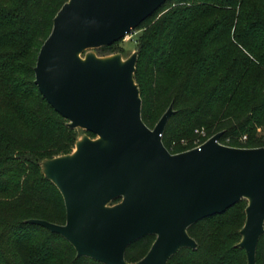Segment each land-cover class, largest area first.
Listing matches in <instances>:
<instances>
[{
  "label": "trees",
  "instance_id": "obj_1",
  "mask_svg": "<svg viewBox=\"0 0 264 264\" xmlns=\"http://www.w3.org/2000/svg\"><path fill=\"white\" fill-rule=\"evenodd\" d=\"M67 0H0V264H104L77 256L60 234L29 223H64L63 197L40 167L44 158L71 152L75 128L57 113L34 82V66L53 18ZM134 79L141 117L152 128L172 104L162 132L172 142L203 128L201 141L264 147V0H166L143 20ZM117 41L97 49L110 54ZM89 135H94L86 131ZM118 201L116 199L113 202ZM246 199L187 229L196 248L183 247L167 264H247L237 246ZM153 235L131 242L124 257L142 258ZM264 264V232L255 255Z\"/></svg>",
  "mask_w": 264,
  "mask_h": 264
},
{
  "label": "water",
  "instance_id": "obj_2",
  "mask_svg": "<svg viewBox=\"0 0 264 264\" xmlns=\"http://www.w3.org/2000/svg\"><path fill=\"white\" fill-rule=\"evenodd\" d=\"M165 1L67 0L56 12L34 82L69 128L94 137L84 133L71 152L40 162L63 197L65 222L26 221L63 236L77 256L167 264L179 249L196 248L190 225L246 199L237 246L247 264H256L264 232V147L221 144L217 132L198 147L171 153L161 133L172 104L152 128L141 117L137 50L126 58L93 51L124 38ZM147 235L155 238L146 254L127 261V246Z\"/></svg>",
  "mask_w": 264,
  "mask_h": 264
},
{
  "label": "rangeland",
  "instance_id": "obj_3",
  "mask_svg": "<svg viewBox=\"0 0 264 264\" xmlns=\"http://www.w3.org/2000/svg\"><path fill=\"white\" fill-rule=\"evenodd\" d=\"M141 33V29H134L131 32H129L124 38L118 40L115 45H114V50L112 53H121L123 58H126L129 56L133 51L137 49V41L138 37ZM93 51L97 55H107L105 53V50H100V49H93ZM111 54V53H110ZM77 132V138H79L82 134L86 133L85 130L80 129V128H75ZM259 133H264V128H259L258 129ZM87 134V133H86ZM89 136L93 137L92 135L89 134ZM198 138H200L199 133H196L195 130L193 131V134H190L189 136H182L180 138H174L173 143H180V145H186L189 143V140L192 139V145L195 144V142H198ZM74 149V145L71 147V151Z\"/></svg>",
  "mask_w": 264,
  "mask_h": 264
},
{
  "label": "built area",
  "instance_id": "obj_4",
  "mask_svg": "<svg viewBox=\"0 0 264 264\" xmlns=\"http://www.w3.org/2000/svg\"><path fill=\"white\" fill-rule=\"evenodd\" d=\"M195 132L196 133H199V136L200 137H204L206 134H205V131H204V129L203 128H196L195 129ZM161 136H162V133H161ZM209 138V137H208ZM208 138H206V139H208ZM199 140H198V142H195V144L191 147V148H194V147H198L200 144H202L206 139H204L203 141H201V139L200 138H198ZM220 142V141H219ZM221 144H224V143H222V142H220ZM172 145H174V143L172 144ZM226 145V144H225Z\"/></svg>",
  "mask_w": 264,
  "mask_h": 264
}]
</instances>
